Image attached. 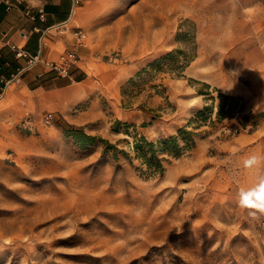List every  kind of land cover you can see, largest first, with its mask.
<instances>
[{"label": "rangeland", "instance_id": "374dc122", "mask_svg": "<svg viewBox=\"0 0 264 264\" xmlns=\"http://www.w3.org/2000/svg\"><path fill=\"white\" fill-rule=\"evenodd\" d=\"M128 2L81 28L96 57L81 82L29 107L0 99V264H264V216L238 204L255 176L236 143L255 129L246 116L264 112L241 97L231 106L189 65L155 64L189 48L193 27L196 51L198 35L264 36V0ZM179 128L194 146L147 174L134 138L156 143ZM72 130L97 140L81 149Z\"/></svg>", "mask_w": 264, "mask_h": 264}, {"label": "crops", "instance_id": "0c3cea01", "mask_svg": "<svg viewBox=\"0 0 264 264\" xmlns=\"http://www.w3.org/2000/svg\"><path fill=\"white\" fill-rule=\"evenodd\" d=\"M108 1L82 0L77 7L72 8L70 0H0V92L4 90L2 101L17 99L19 107H29V103L34 105L40 104L45 98L53 99V94L69 88L74 82H81L86 75L82 66L90 58H96L93 46L77 47L73 35L62 32L66 31L64 27L67 25L72 29L78 27L92 32L95 21L112 11L113 8L110 7H116L120 11L130 2L112 0L114 6H108ZM26 9L31 10L34 19L25 15ZM39 12H43L42 20L38 17ZM34 27L40 30L52 27L43 43L40 42V33L33 30ZM240 31H231L230 40L224 42L219 39L220 44L214 38L198 35L195 58L187 67L189 75L222 93L241 97L252 111L264 112V36L244 35ZM9 44L23 48L30 54L41 50L42 56L50 60L56 59L64 50H72L79 60L72 67L67 84L66 78L56 77L42 64L19 74L18 70L23 66L24 60L15 58ZM241 76H245V81L239 79ZM58 99L56 102L61 103L62 99ZM27 107L24 109L28 110ZM236 143L243 146L248 155L264 154V120L255 129L238 135Z\"/></svg>", "mask_w": 264, "mask_h": 264}, {"label": "trees", "instance_id": "16d2710c", "mask_svg": "<svg viewBox=\"0 0 264 264\" xmlns=\"http://www.w3.org/2000/svg\"><path fill=\"white\" fill-rule=\"evenodd\" d=\"M188 40L190 41V47L186 50H176L170 53H167L164 57L156 61L155 64L161 63L163 61L167 62L169 67L168 71L181 72L183 68H186L189 63L195 58L196 55V30L191 28ZM188 42V41H187ZM66 84L69 83V79H65ZM226 102L232 106L235 102V97L220 94ZM220 106L219 108H221ZM246 121L251 123V126L255 128L258 125L259 120H264V113L249 114L245 118ZM70 138L81 148L86 149L89 146H92L93 143L97 140L93 136L84 134L80 130H72L68 134ZM194 134L186 130L185 128H179L176 134L169 135L165 138L158 140L156 143L148 141L144 136L135 137L132 144V150L134 152V158L140 162V164L145 167L147 174L153 176H161L164 172L165 156L171 158H178L183 150L190 149L194 146ZM103 144V153L107 152L109 148L114 151L113 156L116 159V153L119 151L117 148L109 144L106 140H99Z\"/></svg>", "mask_w": 264, "mask_h": 264}, {"label": "built area", "instance_id": "2783aa9c", "mask_svg": "<svg viewBox=\"0 0 264 264\" xmlns=\"http://www.w3.org/2000/svg\"><path fill=\"white\" fill-rule=\"evenodd\" d=\"M70 1L72 3V8H75L80 4L82 0H70ZM25 15L28 16L30 19L35 18L34 15L31 14L30 9L25 10ZM38 17L42 20L43 12H39ZM49 29H52V27L47 28L46 30H40L37 27L33 28L35 32L40 33L41 43L44 42V38L46 34L49 32ZM53 29H57V27H53ZM70 33L73 35V38L75 40V45L77 47L85 46L86 34L83 32V30H81V28L71 29ZM9 47L13 51L15 58L24 60L23 66H21L18 70L19 74H21L25 70L32 69L38 64H42L47 69L52 71L56 77L69 78L72 67L75 66L79 60V57L72 50H64L60 54H58L56 59L50 60L42 56L41 50H39L34 54H30L29 52L25 51L23 48H20L14 44H9ZM3 93L4 90L0 92V99L2 98ZM50 119H51L50 115H46L43 118L44 122L46 123H48Z\"/></svg>", "mask_w": 264, "mask_h": 264}, {"label": "clouds", "instance_id": "9594fccd", "mask_svg": "<svg viewBox=\"0 0 264 264\" xmlns=\"http://www.w3.org/2000/svg\"><path fill=\"white\" fill-rule=\"evenodd\" d=\"M243 167L254 174L255 180L252 186L240 189L238 204L247 210L249 217L255 219L264 216V154L248 155L243 159Z\"/></svg>", "mask_w": 264, "mask_h": 264}]
</instances>
